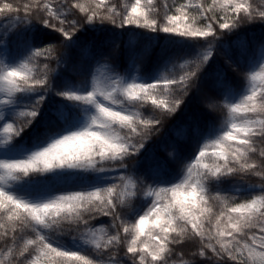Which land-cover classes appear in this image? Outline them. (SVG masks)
Returning a JSON list of instances; mask_svg holds the SVG:
<instances>
[{"label":"snow or ice","instance_id":"obj_1","mask_svg":"<svg viewBox=\"0 0 264 264\" xmlns=\"http://www.w3.org/2000/svg\"><path fill=\"white\" fill-rule=\"evenodd\" d=\"M0 17V264H264V49L245 58L239 90L226 69L211 73L226 110L219 125H174L163 158L148 146L200 92L222 37L264 24V6L0 0ZM124 29L154 34L146 39L160 51L134 52L124 74L97 62L79 85L61 76L63 59L50 64L58 46H80L78 33L101 46L142 36ZM38 32L58 34V44L38 42ZM153 55L141 73L137 61ZM224 55L239 71L231 48ZM248 175L259 183L245 184ZM188 242L199 261L184 259Z\"/></svg>","mask_w":264,"mask_h":264},{"label":"trees","instance_id":"obj_2","mask_svg":"<svg viewBox=\"0 0 264 264\" xmlns=\"http://www.w3.org/2000/svg\"><path fill=\"white\" fill-rule=\"evenodd\" d=\"M12 3H23L24 0H11ZM256 4L264 6V0H255ZM3 17H0V22H3ZM119 32L120 30H116ZM125 33L130 31L142 33L141 37H129L127 34L122 37H116L114 44L108 43L100 45L97 38L93 33H83L79 34L81 36V44L79 47L72 48L70 50H64L61 47L56 49V60L50 61L52 67H57V60L63 59L64 62L59 64L58 71L61 76L72 80L74 83L79 85L85 79H90L88 77L89 69H94L97 62L99 63H111L118 65V70L121 74L125 73V69L132 71V54L134 52H141L143 50L154 48L155 52L160 51L159 47H155V41L151 44L147 41L146 37L154 35L152 33L145 32L142 29H124ZM163 35V34H161ZM239 35V39H237ZM38 42L43 40L45 42H52L58 44L59 36L51 32L36 33ZM129 41H131V47H129ZM246 41V43H245ZM264 24L259 22L253 24H247L238 33H233L230 35H225L222 37L221 41L218 42V48L209 65L205 68L202 73L201 80V90L199 93L195 89L191 91L188 98L186 99V108L183 113L178 112L176 115L164 121L160 132L154 135L148 142V146L152 148L156 154L160 157L165 156V152L162 150V146L167 144L169 141L175 139V135L172 132L174 125L183 124L191 127L195 126L196 122H199L201 126L204 124H217L223 120L226 110L222 108V97L217 89L214 87V78L211 73L217 68H224L228 72V77L232 81L233 85L239 90L245 81L246 74L244 72L245 58L250 62L252 55H257V52L264 47ZM164 41L161 40L160 44L163 45ZM223 45L220 48L219 45ZM85 45H91L90 53L86 51ZM231 48L232 57L234 60H239L241 67L239 71L233 70L231 66L228 65L224 49ZM186 51H191L187 49ZM15 54V53H13ZM157 62V56L153 55L149 60L145 56L143 61H137L140 67L141 73L146 74L148 71L153 70ZM43 63V61H41ZM179 69H177V73ZM133 71V75H136ZM211 97L213 101L217 104L215 110H210L207 107L206 98ZM59 100L58 97H52L46 102L45 108H50L52 104ZM150 107V106H146ZM184 107V106H182ZM20 121H18L19 123ZM183 135V133H182ZM186 148L190 149V145H185ZM143 160V157L134 158ZM130 169L133 167L130 164ZM147 167V161H144L140 165V170L143 171ZM173 169L176 168L175 165L171 166ZM241 180V177L237 176L234 178V182ZM245 184L248 183H259V178L253 177L251 175L243 178ZM95 223V221L93 222ZM184 252V259L192 261L193 259L199 261L198 257H192L191 252L195 249L196 245L192 242H188L182 246ZM210 254V253H209ZM203 264V262H200ZM211 264V261L208 262Z\"/></svg>","mask_w":264,"mask_h":264},{"label":"rangeland","instance_id":"obj_3","mask_svg":"<svg viewBox=\"0 0 264 264\" xmlns=\"http://www.w3.org/2000/svg\"><path fill=\"white\" fill-rule=\"evenodd\" d=\"M261 49H264V47H262ZM261 49H260V50L257 52V55H259V53H260Z\"/></svg>","mask_w":264,"mask_h":264}]
</instances>
